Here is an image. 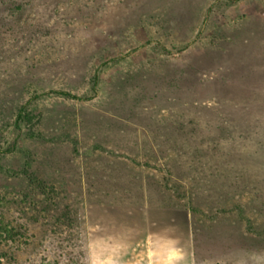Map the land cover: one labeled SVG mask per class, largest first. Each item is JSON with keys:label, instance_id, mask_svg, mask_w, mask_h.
Masks as SVG:
<instances>
[{"label": "rangeland", "instance_id": "374dc122", "mask_svg": "<svg viewBox=\"0 0 264 264\" xmlns=\"http://www.w3.org/2000/svg\"><path fill=\"white\" fill-rule=\"evenodd\" d=\"M110 137L133 165L81 174ZM0 150L32 236L5 264H139L109 224L154 192L145 172L189 215L195 264H264V0H0Z\"/></svg>", "mask_w": 264, "mask_h": 264}, {"label": "crops", "instance_id": "0c3cea01", "mask_svg": "<svg viewBox=\"0 0 264 264\" xmlns=\"http://www.w3.org/2000/svg\"><path fill=\"white\" fill-rule=\"evenodd\" d=\"M114 131L115 132L112 133L113 135H115L117 130ZM120 136L121 135H119V137ZM88 143H91V149H88L87 151H81V174H101L102 176L103 173L99 170L102 166L104 167L105 165L110 166V168L116 166L113 173H110L114 174L115 170L117 171L118 167L124 166V163L126 165V162H130L131 165H133L129 154L124 153V151L122 152L120 150L116 151L109 149L113 145V139L111 137L109 140L102 144L94 140L89 141ZM94 147L100 149L96 150L94 149ZM116 152L118 153V158L120 157V162L118 161V159L114 160L115 156H113V153H115L116 155ZM103 156H105L106 158L104 157L102 159ZM126 156L129 159L125 158ZM136 169L140 172V169ZM143 175V178H146V184H150L149 187L153 185L154 192L150 193L147 191V193H145V195L143 196L141 193L136 194V197L133 199L135 200L134 203L137 206L130 207V211L128 212V216L130 217H128L127 219L122 217V220H119V225L110 223L109 229L110 226L112 227L114 225L118 227H125L126 225H128V227L130 228H128L127 232L128 237L133 240L134 244L139 243V240L136 241V239L142 238V241L140 240V242H145V250H143L142 252L137 250L134 252L133 256L130 257V259H138L140 261L139 264H179L178 259L180 257V252H178L176 255L177 259L171 256L174 252L170 255H164L159 252V244L162 243L163 240H165L164 242H174V240L178 241L181 239V237L185 239L184 242L186 243V252L182 259L185 260V264H195L196 251L193 247L194 242L190 228L191 224L189 221V215H186L184 210L181 211L176 204L165 206L162 199L157 200V197L150 196L153 194H155V196H157L159 193L161 194L162 188L158 189L157 187V174H148L147 172H145ZM153 180H155V183L151 184ZM109 192L112 193L111 190H108V195L110 194ZM108 200L109 199H107V201ZM107 201H104V203L99 201L98 204L106 205L105 202ZM110 205L111 206H108L110 207L109 210L115 211L119 210L121 206H118L115 203H110ZM105 207L108 208L107 206ZM126 207L127 206L124 205V208ZM95 208L97 207L95 206Z\"/></svg>", "mask_w": 264, "mask_h": 264}, {"label": "trees", "instance_id": "16d2710c", "mask_svg": "<svg viewBox=\"0 0 264 264\" xmlns=\"http://www.w3.org/2000/svg\"><path fill=\"white\" fill-rule=\"evenodd\" d=\"M49 93L81 101L91 99V96L81 97L62 90H53ZM18 117L21 119L22 115L19 114ZM11 204L12 202L10 199L2 196L0 197V264L12 261L14 259L13 252L18 250L20 246L28 245L32 237L28 227L19 224L13 213Z\"/></svg>", "mask_w": 264, "mask_h": 264}]
</instances>
